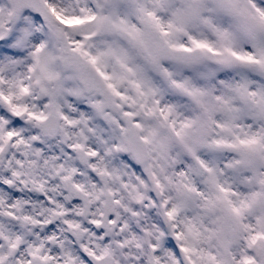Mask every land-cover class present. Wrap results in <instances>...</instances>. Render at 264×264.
Returning <instances> with one entry per match:
<instances>
[{
    "label": "rangeland",
    "instance_id": "obj_1",
    "mask_svg": "<svg viewBox=\"0 0 264 264\" xmlns=\"http://www.w3.org/2000/svg\"><path fill=\"white\" fill-rule=\"evenodd\" d=\"M49 1L59 16L88 14L91 10L89 0ZM0 5L4 9L3 15L7 16L10 10L8 0H0ZM100 8L102 15L99 14L97 23L89 27L90 30L99 31L93 39L89 37L91 40L86 45L85 54H90L91 60L109 79L111 88L115 87V80H125L118 92L119 104L126 101L132 104L138 95L135 90L142 88L143 84L144 97L153 101V106L149 104V116L155 128L154 132L150 130V134L152 140L158 139V145L152 152L153 161L158 164L159 174L167 188L166 206L172 214L176 213L173 228L175 231L180 230L179 235L176 232L180 246L174 248L166 243L163 236L158 235L163 233L160 227L148 231L150 247L161 250L160 256L156 258L157 264H177L175 257L182 251L191 264H220V254L216 248L217 239H220L217 230L223 226L226 213L234 214L241 226L239 238L232 243L226 242V249L230 253L227 264H238L244 256L242 245L244 247L247 240L250 242L253 235V220L256 219L262 225L264 233V0H104ZM2 26L5 33L13 29L7 37L2 35L0 43V88L4 95L10 97L17 88L23 86V69L34 54L33 48L40 42L44 43L48 37L46 51H49L43 55L47 59L52 56L55 58L58 45L30 13H25L13 23L6 19ZM15 32L19 34V40ZM129 39L142 48L136 50L134 45L130 46ZM202 41L212 45L207 46V49L213 59L209 58L189 71L152 56L163 43L190 47ZM213 49L222 50L236 59H215ZM238 58H245V66L238 62ZM44 66L33 71L38 75L40 82L37 89L41 92L46 91L50 80L57 75L55 64L51 68ZM224 69L234 76L223 75ZM74 78L66 72L57 86L48 88L59 110L62 104L63 108H67V101L75 93ZM141 80L143 83H140ZM241 86L249 87L252 94L247 105L235 104ZM37 89L33 88V93ZM87 98L96 99L94 96ZM154 100L162 102L163 106L155 108ZM162 111L174 117L170 126L158 117ZM64 114L70 119L68 108ZM108 114L113 124L109 118L98 117L97 129L94 126L83 127L89 121L84 114L74 118V123L69 124V119L64 121L62 129L67 137H71V145L86 139L89 146H93L90 149L93 157L89 166L84 169L77 164L74 166L80 175L76 182L88 191L95 202L90 220L92 224L99 217L102 200L95 175L107 171L108 188L118 195V226L112 236L114 255L118 264H133L127 252L121 251L128 238L125 236L127 231H124L128 223L123 212L129 207V200L125 198L133 191V187L129 185L123 192L114 177L119 176L122 184H125L124 176L136 174L126 163L120 165L106 156L108 149L126 146L120 117L114 112ZM103 121L107 126H104ZM184 122H187V128L182 126ZM62 141V137L55 139L54 144L58 148L48 146L56 155L53 161L50 157L44 161L45 174L49 180L46 196L50 201V209L64 203V195L60 199L52 188L73 170L72 166H61L56 162L58 156L66 153L58 152ZM237 147L254 150L258 154L257 161L236 171L227 169L232 160L227 154ZM12 166L9 169L14 168ZM2 170L8 173L7 168L0 166V172ZM40 170L38 168L35 177H39ZM144 184L145 181L139 179L138 184H134V191L138 194L146 191V223L149 226L154 216V200L153 197L150 199L149 189ZM153 220L160 222L162 228L161 213H156ZM5 228L10 226L0 230V259L13 243ZM48 238L50 242H57L55 232L50 233ZM90 239L101 240L102 237L92 233L87 238ZM102 245L110 246L111 242L99 243L98 249H105ZM259 246L261 248L252 247L251 255L256 260L254 264H264V243ZM118 249L119 252L115 253ZM25 257L24 254L12 263L24 264ZM67 260L71 264H86L78 256ZM0 264L3 261L0 260Z\"/></svg>",
    "mask_w": 264,
    "mask_h": 264
},
{
    "label": "flooded vegetation",
    "instance_id": "obj_2",
    "mask_svg": "<svg viewBox=\"0 0 264 264\" xmlns=\"http://www.w3.org/2000/svg\"><path fill=\"white\" fill-rule=\"evenodd\" d=\"M142 129L143 131L146 133L148 130H149V127L147 125H145L144 123H142ZM14 151H15V158L21 160V161H24L26 163H30L31 161H33V158H35V161H39L38 158H42V156H37V155H32L30 158L27 156V154L25 153L24 151V146H18V150L16 149V146H14ZM41 154V152L39 153ZM19 195L21 196L20 198V201L21 203L23 204L22 208L24 209V211L26 210H29V209H32V205L34 204L35 207H37V202H32L30 199L31 197L26 193V192H22V193H19ZM25 197H28L29 199L26 200L24 199ZM45 205H43L41 207V210L43 212V210L45 209ZM14 209L16 210V208L14 207ZM45 213V211L43 212V214ZM22 236H25L27 237V234H22ZM141 250L137 251V255L141 256L140 254Z\"/></svg>",
    "mask_w": 264,
    "mask_h": 264
},
{
    "label": "water",
    "instance_id": "obj_3",
    "mask_svg": "<svg viewBox=\"0 0 264 264\" xmlns=\"http://www.w3.org/2000/svg\"><path fill=\"white\" fill-rule=\"evenodd\" d=\"M31 2V5L29 4L28 7H32L41 17H43L45 20L49 21V19L47 18V16L42 12V5L41 3L38 1V0H29ZM15 2V0H14ZM37 4V5H36ZM37 6V7H36ZM40 7L41 10L38 8ZM17 16V14H16ZM50 24V27L55 31L58 39L62 42L63 44V53H64V56H65V62H66V65L68 67H72V68H75L72 66L71 64V61H70V57H69V50L67 49V45L65 43V39L64 37H62L61 35H59V33L57 32V28L55 26V24H53L51 21L49 22ZM87 77L85 75H82L81 76V79L84 81ZM250 158V156H248Z\"/></svg>",
    "mask_w": 264,
    "mask_h": 264
}]
</instances>
